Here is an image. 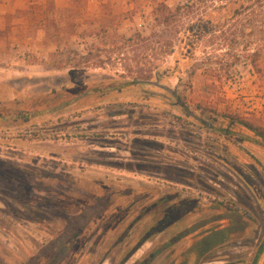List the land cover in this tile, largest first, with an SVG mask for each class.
I'll return each mask as SVG.
<instances>
[{"label":"rangeland","instance_id":"374dc122","mask_svg":"<svg viewBox=\"0 0 264 264\" xmlns=\"http://www.w3.org/2000/svg\"><path fill=\"white\" fill-rule=\"evenodd\" d=\"M48 1L0 30L1 105L73 95L0 120V264H264V2Z\"/></svg>","mask_w":264,"mask_h":264},{"label":"trees","instance_id":"16d2710c","mask_svg":"<svg viewBox=\"0 0 264 264\" xmlns=\"http://www.w3.org/2000/svg\"><path fill=\"white\" fill-rule=\"evenodd\" d=\"M48 2L52 10L51 12L53 14L57 15L59 13H66L68 11L72 12L70 7H57L55 0H49ZM231 2H235V3L240 2V6L236 8L234 12L235 17H238L246 12H249L250 10L254 8V6L256 5L258 6L259 4L264 2V0H231ZM45 4L43 5L44 8H45ZM48 19H49V15L44 17L45 21H47ZM62 55L65 56V53L63 54L59 48L55 52L51 53V57L52 58L55 57L56 60ZM70 58L71 57L68 55V59L66 61H70L71 60ZM56 62H59V64L63 66L65 63V59H60L59 61H56ZM134 83L135 81H123L119 85H116L114 83H108V85H106V87H103V89L91 88L90 91H98V90L99 91H112V90H115L116 88L119 89L123 87H128L130 85H133ZM63 94L64 93H62V95ZM70 96L73 97V95H70V94H65L64 96H60V95L58 96V94H55L53 95V98L55 97L53 100H50L51 98L47 96L44 98L32 97V98H29L23 101L15 100L6 105L0 104V108H1L0 109V120L2 119H25V118L36 117L42 112L56 110L58 108V105L55 104L56 100L58 101L61 100L60 102H64V103H68L72 101V98L71 99L69 98ZM242 124L257 131L258 135L264 138V131H262L260 127H255L253 124L248 123V122H242ZM259 252L260 253L264 252V243L261 246Z\"/></svg>","mask_w":264,"mask_h":264},{"label":"crops","instance_id":"0c3cea01","mask_svg":"<svg viewBox=\"0 0 264 264\" xmlns=\"http://www.w3.org/2000/svg\"><path fill=\"white\" fill-rule=\"evenodd\" d=\"M55 2L57 7H65L68 4V0H55ZM31 5V0H0V30L7 29L8 24L6 20L7 16L10 15H13V24H19L23 27V29H26L29 24V18L25 12ZM17 11L21 12V14L15 15ZM7 39L10 42V50H8V52H14V55L19 57V68L26 69L28 67L37 66L27 62V58L30 57V54L39 50V47L36 46L30 36L23 34L15 37L11 32H9Z\"/></svg>","mask_w":264,"mask_h":264},{"label":"flooded vegetation","instance_id":"af4514ba","mask_svg":"<svg viewBox=\"0 0 264 264\" xmlns=\"http://www.w3.org/2000/svg\"><path fill=\"white\" fill-rule=\"evenodd\" d=\"M175 208L173 207V208L168 209V211H166V213H165V219H164L165 221H166V219L169 220L170 218H172L173 217V214H179V210L181 208H179V207L176 208V209Z\"/></svg>","mask_w":264,"mask_h":264}]
</instances>
